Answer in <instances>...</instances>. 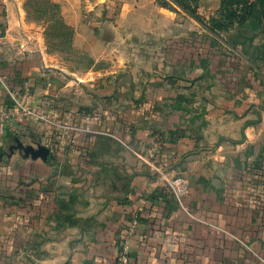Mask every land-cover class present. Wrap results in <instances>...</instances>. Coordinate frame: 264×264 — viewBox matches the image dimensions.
I'll return each instance as SVG.
<instances>
[{"label": "crops", "instance_id": "obj_1", "mask_svg": "<svg viewBox=\"0 0 264 264\" xmlns=\"http://www.w3.org/2000/svg\"><path fill=\"white\" fill-rule=\"evenodd\" d=\"M50 1L94 64L71 77L22 1L0 0V108L16 99L44 117L20 116L0 138V264H116L135 221L131 264H264V22L210 35L221 51L194 66L206 97L191 113L180 75L147 81L161 95L123 99L95 68L110 61L113 74L120 58L100 37L101 9Z\"/></svg>", "mask_w": 264, "mask_h": 264}, {"label": "rangeland", "instance_id": "obj_2", "mask_svg": "<svg viewBox=\"0 0 264 264\" xmlns=\"http://www.w3.org/2000/svg\"><path fill=\"white\" fill-rule=\"evenodd\" d=\"M21 1L25 22H35L40 28L47 52L56 54L61 67L72 73L71 77L80 78L94 63L86 53L72 46V30L64 24L61 5H54L49 0ZM88 1L90 5L101 9L99 18L103 26L100 37L107 40L106 46L112 44L120 55L117 62L119 67L113 74H107L113 64L110 61L97 64L95 68L100 72V80L115 77L116 81L121 82L123 99L136 97L140 101L145 99L147 93L161 95L159 89L148 91L146 85L149 79L180 75L186 83L185 87L180 88L181 92H185L182 96L187 99L186 108L191 113H196V108L200 106H195L194 103L197 99L199 103L206 96L198 88L199 84L191 83L195 77L194 66L203 67L209 61L211 52L221 51V47L212 41V33L188 13L174 5H161L157 0ZM215 5L218 4L214 0H205L199 7L200 16L206 21L217 17V12L211 14ZM218 34L219 31L214 33ZM21 36L26 39L23 33ZM181 64L183 67H180L178 74V66H182ZM132 78L136 82L133 84L132 81L130 87ZM139 113L143 114L142 117L139 114V124L151 118L145 110ZM162 113L160 105L152 116L161 118ZM120 115L121 122L128 123L131 118L129 107L123 105ZM154 123L161 124L160 120ZM237 142L235 140L234 144Z\"/></svg>", "mask_w": 264, "mask_h": 264}, {"label": "trees", "instance_id": "obj_3", "mask_svg": "<svg viewBox=\"0 0 264 264\" xmlns=\"http://www.w3.org/2000/svg\"><path fill=\"white\" fill-rule=\"evenodd\" d=\"M161 5H174L183 12L188 13L204 26L210 33L224 32L234 26L243 25L248 21L256 24L264 22V0H219L220 7L217 17H211L206 21L198 13L201 0H157ZM54 5L53 2L49 0Z\"/></svg>", "mask_w": 264, "mask_h": 264}, {"label": "built area", "instance_id": "obj_4", "mask_svg": "<svg viewBox=\"0 0 264 264\" xmlns=\"http://www.w3.org/2000/svg\"><path fill=\"white\" fill-rule=\"evenodd\" d=\"M14 105L15 107L12 108H0V138L17 132L16 123L20 116H34L44 119L43 116L22 105L16 99H14ZM169 188L177 198H181L188 192L185 180L179 177L169 182ZM135 227L136 221L128 227L126 235L118 244L116 264H131L130 236L133 234Z\"/></svg>", "mask_w": 264, "mask_h": 264}]
</instances>
